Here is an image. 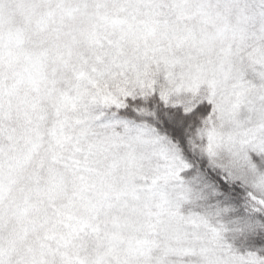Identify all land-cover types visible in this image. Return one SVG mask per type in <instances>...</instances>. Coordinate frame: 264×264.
Listing matches in <instances>:
<instances>
[{"label": "snow or ice", "instance_id": "obj_1", "mask_svg": "<svg viewBox=\"0 0 264 264\" xmlns=\"http://www.w3.org/2000/svg\"><path fill=\"white\" fill-rule=\"evenodd\" d=\"M0 264H264V0H0Z\"/></svg>", "mask_w": 264, "mask_h": 264}]
</instances>
